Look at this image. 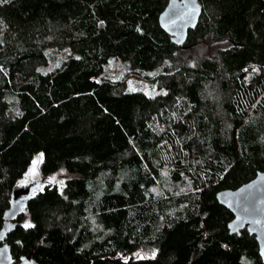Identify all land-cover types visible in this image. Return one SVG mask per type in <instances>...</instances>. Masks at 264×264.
<instances>
[{"label": "trees", "instance_id": "1", "mask_svg": "<svg viewBox=\"0 0 264 264\" xmlns=\"http://www.w3.org/2000/svg\"><path fill=\"white\" fill-rule=\"evenodd\" d=\"M197 1L182 45L168 0L0 3V228L36 156L42 176L11 264H264L217 199L264 172V0ZM111 59L166 92L127 90Z\"/></svg>", "mask_w": 264, "mask_h": 264}, {"label": "water", "instance_id": "2", "mask_svg": "<svg viewBox=\"0 0 264 264\" xmlns=\"http://www.w3.org/2000/svg\"><path fill=\"white\" fill-rule=\"evenodd\" d=\"M202 7L197 0H168L166 8L159 14L160 27L167 32L176 45H182L189 37V30L199 24ZM42 181L24 184L10 199V206L4 210V222L0 228V242L12 230L18 214L23 211L30 194L39 188ZM219 205L227 207L233 213L228 224V233L241 234L246 230L254 235L259 246L260 258L264 262V172L259 171L249 182L236 189H223L217 192ZM8 243L0 244V264H11ZM23 264H33L26 259Z\"/></svg>", "mask_w": 264, "mask_h": 264}, {"label": "rangeland", "instance_id": "3", "mask_svg": "<svg viewBox=\"0 0 264 264\" xmlns=\"http://www.w3.org/2000/svg\"><path fill=\"white\" fill-rule=\"evenodd\" d=\"M71 52V49H63V50H54V55L57 56V59L60 60L62 57L68 55V53ZM128 66L126 63L116 60V59H111V62L109 63L106 72L108 75H110L111 78L116 79V80H123L125 81V88L129 91H135V90H142L147 95H156L160 93H165L166 90L162 89L161 87L157 86L156 83L153 82L150 77L148 78L147 75L146 77H141V76H131L128 73ZM153 77V75H149ZM39 157L36 156L33 160L32 166L29 169V176L25 179L24 184H31L37 181H40L42 176L40 173L37 171L38 167V162H39ZM75 176L74 174H71L67 172L65 169H59L55 173H52L48 176L49 182L51 184H54L59 186L61 189L63 188V184L66 180H69ZM156 255V250L152 249H140L135 252L134 256L143 258V257H150V256H155Z\"/></svg>", "mask_w": 264, "mask_h": 264}, {"label": "snow or ice", "instance_id": "4", "mask_svg": "<svg viewBox=\"0 0 264 264\" xmlns=\"http://www.w3.org/2000/svg\"><path fill=\"white\" fill-rule=\"evenodd\" d=\"M5 2H7V0H0V3H5ZM24 227L25 228H29V227H33V225H31V224H25Z\"/></svg>", "mask_w": 264, "mask_h": 264}]
</instances>
